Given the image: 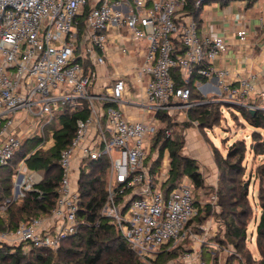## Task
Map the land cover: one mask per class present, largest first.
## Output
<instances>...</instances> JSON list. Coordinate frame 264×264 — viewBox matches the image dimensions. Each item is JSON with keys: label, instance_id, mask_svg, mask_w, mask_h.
Masks as SVG:
<instances>
[{"label": "built area", "instance_id": "2783aa9c", "mask_svg": "<svg viewBox=\"0 0 264 264\" xmlns=\"http://www.w3.org/2000/svg\"><path fill=\"white\" fill-rule=\"evenodd\" d=\"M189 1L0 0V167L8 165L26 141L36 140L14 170L13 193L0 204V214L37 190L44 174L28 167L27 159L55 143L60 115L66 110L86 112L76 119L75 134L60 154L62 177L53 208L16 226H0V249L20 246L26 251L35 246L56 251L64 239L76 236L85 223L79 218L83 163L100 159L108 162L107 197L100 215L115 226L142 264H159L164 250L186 247L191 239L208 243L212 219L195 223L204 201L196 198L187 175L167 190L170 153L165 150L157 163L160 145L155 146V136L165 125L164 115L180 113V120L186 113L189 119V109L200 103L220 100L264 110V90L256 88L255 74L237 84L224 81L228 71L215 67L213 59L225 52L226 40L201 35ZM205 1L196 0V6L203 7ZM113 34L122 44L115 49L132 64L114 72L110 84L102 83V91L96 90L93 66L106 64ZM237 34L243 40L246 30ZM127 42L136 47L144 42L145 48L132 53ZM214 75L223 84L222 96L191 101L189 81ZM178 79L182 84L177 85ZM254 94L259 101L251 98ZM170 135L167 129L166 137ZM207 202L220 210L217 193ZM214 244L218 250L235 251ZM186 249L179 264H213L202 251Z\"/></svg>", "mask_w": 264, "mask_h": 264}, {"label": "trees", "instance_id": "16d2710c", "mask_svg": "<svg viewBox=\"0 0 264 264\" xmlns=\"http://www.w3.org/2000/svg\"><path fill=\"white\" fill-rule=\"evenodd\" d=\"M195 2L196 0H190L188 8L199 24L202 7L196 6ZM90 8L91 5L88 4L86 11H89ZM196 78L197 76L193 77L188 83L191 88L190 100L194 102L204 100V97L196 90L194 84ZM181 82L178 79L177 85L182 84ZM221 104V102L196 104L189 109L188 113L192 120L197 121L200 127L205 130V128L214 126L219 122ZM236 107L239 108L241 115L255 130H264V110L258 109L253 113L247 107ZM85 116L86 112L84 111L71 110H66L60 115L62 126L55 131V143L27 159L28 167L44 174L43 180L36 186L37 190L30 191L25 197L14 201L8 207L5 211L8 212V216L5 217L0 214L1 227L16 226L22 220H28L33 216L47 214L51 211L58 196L57 188L62 177V169L59 163L60 154L70 144L75 134L76 119ZM163 118L165 125L155 136V146L160 145V158L157 163L161 161L165 150L170 153L171 171L170 179L166 184L167 190L177 185L184 175L191 178L196 188L202 187L204 177L199 171L196 159L183 153L186 140L182 136L166 137V130L171 127L173 122L170 116L164 115ZM185 125L189 126L190 123ZM35 142L36 140L26 141L10 163L0 167V204L12 195L14 170L29 151L30 145L35 144ZM246 148L245 141L238 140L229 147L225 157L221 155L218 148H214L215 160L221 173L217 190L220 210H214L223 221L222 227L225 237L220 241L235 249L231 253L233 259H239L241 264H264V164L259 167L261 187L258 195L261 213L256 223L255 236L259 258H255L247 244L248 221L246 220L251 215L253 207L248 199V190L239 182V184L237 183L238 176L244 173L242 162L245 158ZM256 148L254 146L253 149ZM107 164L106 159L88 160L83 163L79 179L81 192L79 218L85 223L80 226L76 236L64 239L56 251L46 247L31 246L27 257L20 254V246L15 248V250L19 249L18 252L12 253H4L3 249H0V260L2 261L0 264H142L115 226L100 215L107 197ZM203 209H200V214L195 220L204 222L210 215L215 214L208 205H206L205 210ZM202 210L205 214L201 213ZM254 218L256 219V215ZM54 252L62 255L58 263L53 262ZM177 252L175 250L173 253H163L162 257L167 254L165 260L168 257L173 258ZM204 255L208 261L214 260L213 264H219L217 252L215 254L204 253ZM242 258H246V261L242 262Z\"/></svg>", "mask_w": 264, "mask_h": 264}, {"label": "crops", "instance_id": "0c3cea01", "mask_svg": "<svg viewBox=\"0 0 264 264\" xmlns=\"http://www.w3.org/2000/svg\"><path fill=\"white\" fill-rule=\"evenodd\" d=\"M199 29L201 35H221L226 40V50L222 54H219L213 59V65L220 69L228 71L224 81L230 84H237L239 80L250 79L255 74L256 78L254 83L258 90H264V0H212L206 3L199 15ZM241 29L246 30L245 38L242 40L237 32ZM130 47L132 53L137 50H144L145 45L143 43L136 47L130 42L126 43ZM122 44L117 39L116 35H111V41L109 42V55L105 65L97 64L93 66V70L97 74L96 90L102 91L103 85L110 84L114 77V72L127 68L132 63H125L123 55L118 49ZM132 53L129 54L132 56ZM136 53V52H135ZM141 54H138L140 57ZM137 57V58H138ZM196 90L204 97L205 100L215 99L222 95V82L214 75L212 78H196L195 79ZM257 95H253L251 98L259 101ZM195 128H187L185 134L186 147L189 151L187 153L197 160L199 165V171L204 174L205 183L215 186L217 182L216 174H211L215 171L213 164V157H209L207 149L205 148L203 136L197 134ZM208 168H210L208 170ZM205 171L209 176L206 178ZM207 174V175H208ZM208 180V181H207ZM209 218V217H208ZM212 219V220H211ZM212 223V231L207 235L206 244L202 245L198 241L191 239L188 241V246H179L173 249H179L185 251L188 249H197L202 251V255L205 259L204 253L215 254L217 252L219 264H224L227 252L218 250L215 248L214 243L220 242V236L225 237L224 228L222 227L223 221L220 218L210 217L204 222L195 220L196 224L205 223L207 221ZM217 220V221H216ZM221 220V221H219ZM222 234L218 236L217 233ZM199 235H203V231L199 227H195ZM248 243V242H247ZM226 245L222 243V246ZM231 246V245H227ZM253 252V251H252ZM259 253V252H258ZM255 258H259V254L253 253ZM182 258V255L180 256ZM177 258L172 259L175 263ZM171 261V262H172ZM170 262V263H171ZM230 264H237L230 262Z\"/></svg>", "mask_w": 264, "mask_h": 264}, {"label": "rangeland", "instance_id": "374dc122", "mask_svg": "<svg viewBox=\"0 0 264 264\" xmlns=\"http://www.w3.org/2000/svg\"><path fill=\"white\" fill-rule=\"evenodd\" d=\"M212 0H207L205 1L204 5ZM144 44V42H143ZM210 102H221L220 100L217 101H210ZM227 104H221V110L219 112V122L215 124L214 126L207 127L205 130L200 127L197 121L192 120L190 117V114L188 113L189 119L186 117V113H183L181 116V119L178 120L180 113L175 114L172 116V124L171 127L169 128L171 131L170 137H177V136H182L184 140H186L185 132L187 128H195L194 130L197 131V134L200 136H203V141L205 148L207 149L209 157H213L214 161L213 164L215 171H212L211 174H216L217 176V185L212 186L209 185L208 183H205L204 179V185L200 188L194 189V193L196 195V198H200L204 201V204H202L201 209L205 210L206 205L210 206L215 214H212L209 216L210 217H215L219 218L217 215V212L214 210L213 206L211 203L207 202V200L210 198L212 193H217L218 187H219V179L221 176L220 169L218 166V163L215 160L214 156V148H218L221 155L224 157L227 156L229 147L236 141L238 140H243L246 143V153H245V158L242 162V166L244 167V173L240 176H238V181L241 185L244 186L245 189L248 190V199L250 202V205H252V213L251 215L246 219L248 221V226H247V234H248V239H247V244L248 247L258 255V250L255 242V236H256V223L257 220L259 219L260 213H261V208H260V202H259V190H260V180H259V167L264 164V130L263 129H256L250 125L244 117L241 115V112L238 107L234 105H228ZM224 113H223V112ZM191 118V119H190ZM59 123V116H57V119L55 121V125ZM186 123H190L189 126H186ZM257 131V132H255ZM186 144V142H185ZM185 147L183 148V153L190 156L187 151H189L188 147L184 145ZM254 146H256L257 150L253 149ZM191 153V150L189 151ZM191 157V156H190ZM197 161V160H196ZM210 168H208L209 170ZM208 174V172L205 171V174ZM206 178L211 176V174L207 175ZM204 175V174H202ZM221 183V181H220ZM238 183V184H239ZM247 185V186H246ZM202 214H205V212ZM2 215L5 217L8 216V212H3ZM256 215V219L254 216ZM208 218V219H209ZM221 231V230H220ZM222 234V231L217 233L216 236L219 237V235ZM222 235L220 236V239H223ZM222 242V241H220ZM223 243V242H222ZM175 250L178 252L175 254V257L169 258L165 260V257L168 253H173ZM19 249H11L9 247L4 248L3 252L4 253H12V252H18ZM168 252V253H167ZM29 253V250H24L22 247L20 249V254L26 255ZM163 253H167L165 256L162 257ZM161 254L159 264H169L171 259L177 258L174 264H179L181 262L180 256L183 254L182 251L179 249H170V250H164ZM53 262H60V259L62 258V255L58 252H54L53 254ZM239 257V256H238ZM240 258V257H239ZM212 263H214V260H210ZM235 262L237 264H241V261L237 258L233 259V254L227 253L226 254V259L224 264H230V262ZM246 261V258H242V262ZM2 261L0 260V263ZM219 263V261H218Z\"/></svg>", "mask_w": 264, "mask_h": 264}, {"label": "water", "instance_id": "95a60500", "mask_svg": "<svg viewBox=\"0 0 264 264\" xmlns=\"http://www.w3.org/2000/svg\"><path fill=\"white\" fill-rule=\"evenodd\" d=\"M252 112L254 113L255 112V110H252ZM247 186V185H246Z\"/></svg>", "mask_w": 264, "mask_h": 264}]
</instances>
